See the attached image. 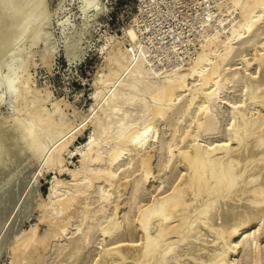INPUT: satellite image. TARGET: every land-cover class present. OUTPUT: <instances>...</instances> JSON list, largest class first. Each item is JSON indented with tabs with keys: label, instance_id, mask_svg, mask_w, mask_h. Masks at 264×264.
<instances>
[{
	"label": "bare ground",
	"instance_id": "1",
	"mask_svg": "<svg viewBox=\"0 0 264 264\" xmlns=\"http://www.w3.org/2000/svg\"><path fill=\"white\" fill-rule=\"evenodd\" d=\"M38 1L32 0L17 15L16 30L22 37L27 24L36 19L33 13L46 8L45 0L42 9ZM83 1L86 6L94 0ZM12 2L6 1L8 8ZM226 5L231 10L224 7L227 12L238 9L235 18L230 19L232 13L230 20L226 19L231 24L227 32L223 33L224 19L217 23L222 25L220 29L204 28L201 34L205 42L199 39L201 49L191 60L188 57L190 62L185 66L179 58L180 66L174 64L176 68L170 67L168 72L163 68L166 73L161 75L163 69H154L153 61L149 64L150 60L142 56L145 51L136 59L126 48L112 53L114 66L98 79L110 93L106 98L104 91L102 96L101 91L93 93L95 98L101 97L99 101L105 99L99 112L91 114L92 132L80 150V165L71 169L65 166L70 180L54 176L47 201L37 204L39 222L48 221L55 226L54 232L47 230L39 235L38 225L33 223L19 231L10 245L9 264H18L30 256V251L44 259L49 249L41 253L46 249L43 242L50 235L55 238L49 247L53 246L56 258L60 257L55 259L57 264H86L91 257L89 264H264V0H229ZM5 14L7 11L0 13V21ZM31 15L34 19L29 21ZM11 26H0L3 41L10 31H16ZM20 34L16 39L20 40ZM125 34L135 41L133 28ZM37 35L39 31L30 35L32 43ZM7 69L6 90L19 102L27 85L16 81L12 67ZM41 106L29 112V124L21 127L22 122L15 121L12 128L20 127L25 143L22 149L28 148L34 158L46 153L47 141L59 133L61 138L55 146L54 140L50 141L53 149L50 147L44 162L62 169L66 160L63 151L76 134L68 132L69 136L62 138L67 133L62 129L64 117L60 120L59 115L61 122L55 121L51 112L44 114L45 105ZM56 106L53 112L59 108ZM221 120L225 121L224 128ZM60 123L62 131L55 129ZM70 123L64 124L70 129ZM4 124L0 121V143L13 140L10 125ZM161 124L166 127L164 133L168 132L163 139ZM156 176L159 183H155V193L149 192L150 198H146L142 188ZM123 191L131 196L126 201L128 210L124 212L126 208L122 207V215L118 200ZM73 224L75 228L69 230ZM58 236L65 238L62 245H55ZM97 238L98 242L94 240ZM4 240L3 233L0 255ZM29 244H34L33 250L26 249ZM92 250L95 253L89 256Z\"/></svg>",
	"mask_w": 264,
	"mask_h": 264
},
{
	"label": "rangeland",
	"instance_id": "2",
	"mask_svg": "<svg viewBox=\"0 0 264 264\" xmlns=\"http://www.w3.org/2000/svg\"><path fill=\"white\" fill-rule=\"evenodd\" d=\"M6 1L0 0V13L7 11V16L5 14L6 17L3 16V21H0V26L2 25L4 27L10 23L12 25V29L16 30V27L19 24V21H17V15L23 12L27 8V4H29L32 0H13L11 5H9V8L7 7L8 3H6ZM215 1L216 0H94L91 2L92 4L90 3L91 5H86L89 7H86L84 4L85 1L83 0H45L46 5L44 0L42 1L44 4H41L40 0L38 3L41 9L43 7L42 5H45L46 8L44 7L42 11L38 9V13L37 11H35L36 13H33L35 15L37 14V17L34 15V18H36L35 21L27 24L28 26L26 27L29 28H27L29 31L25 29L26 31L24 30V33H26L23 34V37L20 34V31L17 33L18 30H14L15 32L10 31L6 37V40L4 38V41L1 39L2 35H0V121L3 124L6 121L4 125L6 127L10 125L9 128L13 134L12 141L11 139L9 141L5 139L4 143H0V231H2L0 235L4 233V244H6L4 245V250L1 253L2 255H0V264H9L11 258L10 245L15 237V234H17L19 231L29 228L32 223L38 225L37 234L39 235L47 232V230L50 232L53 227H55L50 225L48 221L46 222V220L39 222L38 216L40 215L41 211L39 210L40 208H38L37 204L42 200V202L47 201L48 190L53 182L54 176H58L59 179H62L65 182L66 180H70L71 175L65 166L70 169L79 167L80 150L89 137V134L92 132L93 126L91 118L94 116L93 112H99V107L103 104L102 102L110 93L107 91L108 86L105 83L100 82L98 79L100 76H104V73H108L109 66V68L114 66V63L111 60L112 55L118 49L123 48L122 50H124V48H126L130 51L128 52L131 53V56L133 54L134 57L132 58L134 59H136L135 57L138 58V56H141L140 54L138 55V53L142 52L141 54H143L145 51L142 56H144L148 62L150 60L149 64H152L151 62L153 61V64L155 65H152L153 68L159 71L161 68H165L166 72L170 71L172 68L175 69L176 64H179L180 66V59L183 61L182 65L185 66V64L190 62L189 60H191L198 50L201 49L200 44L203 42V40L205 42L204 35L202 37V34H204V28H208L209 30H211L212 27V29H220V26L223 25V30L226 29V31H223V33H225L231 26L228 21L237 16L236 14L238 13V9L232 11L234 14L233 16V14L230 13L231 10L227 8L226 3L229 0H226V2H224L225 0H217L218 3L221 2V7L217 1ZM3 5L7 8L4 9ZM39 5H36V8H40ZM82 6L83 8L84 6L86 8L83 9ZM1 7H3V11ZM224 7L230 11L227 12L228 10ZM219 8H224V10H220ZM216 9L218 11H216ZM43 11L45 14H43ZM212 12L215 13V15H213ZM220 12L223 13L221 14ZM224 12H226L225 14H227V16L224 15ZM39 13L44 15L45 18L49 15V18H46L48 20L44 19V16H40ZM231 14L232 16L230 17ZM216 15L219 18H217ZM29 18H32L31 20L29 19V21L34 19L32 15ZM216 19L218 20L217 22ZM219 19H224V21L222 20V25L219 24V26H217V23L220 21ZM38 20L40 21L38 23L39 25L37 24ZM41 20L46 21L42 23ZM133 22L139 23L134 24ZM204 22L208 24L210 28L205 27L207 25ZM212 23H214V25H212ZM29 25L32 26L33 29L29 27ZM37 25L40 28H38ZM35 26L38 29H35ZM129 27L135 30V41H130L125 34ZM36 31H39V35H37V41L35 40V42L32 43L31 41L34 40H32L30 35H33V33H36ZM18 34L21 36L20 40L19 38L16 39V35ZM137 40H140V42H137ZM198 41L201 43L199 44ZM136 42L138 43L137 46ZM168 43L172 45V49L175 48L177 44H180V47L177 45L178 47L176 46V48L173 49H177L174 51V53L173 50L170 49L171 47L168 45ZM129 44H132V46L135 47V50ZM168 48L172 51H170ZM148 49L149 51L147 54L146 50ZM182 52L183 54L181 55ZM171 58L172 63L170 61ZM155 61L157 64H155ZM175 61L178 62L176 63ZM186 61L188 63H186ZM21 63H23V65ZM8 66L14 69L12 76L16 78V81L19 83L20 81H23V86L27 85L24 86L25 88L27 87L24 93L25 95L21 97L19 102L14 99L6 90V81L8 78L7 76L9 75L7 74ZM167 69L169 70L167 71ZM159 71L157 72L159 73ZM161 71L159 73L161 75L166 73L164 69ZM241 71H243V69H241ZM103 86L106 88H103ZM28 89L29 91H27ZM99 91H101V94H99L100 96H102L103 91V93L106 94L105 98H103L101 101H99L101 98L100 96H98V98L93 96V93H99ZM54 101L56 103H53ZM54 104L55 106L57 104L56 107H59L56 108L57 111L55 112H53L55 107ZM36 105L41 107H44L45 105L46 110L44 108V114L51 112L50 115L52 114V116H54L53 118L55 121L59 119V115L60 117H64V120H62V117L60 120H62V123L65 127V124H69V122H71L69 126L70 129L66 127L68 128L67 130L65 127L62 128V123H60V127L58 126V122H61L58 120V125H56L58 128L55 129L58 130L60 128L58 131H62L63 129L64 132H67L66 134L63 133L64 135L61 133L62 138L63 136H69V134L73 132L76 134L72 142H70L68 147L63 151L62 155L64 159L66 158V160L62 162L64 167L62 169H59L57 166L49 167L45 163L47 160L46 157L49 155L47 152L51 151L53 149L52 146H55L57 140H60L61 138V136L58 137V132L57 136L55 135L56 138L53 137L47 141L49 144L46 143L48 144L47 147L45 145L46 153L43 151L42 155H40L41 157L39 156V158H34L28 148L22 149L25 143L21 135V130H19V126L22 127L25 124H29L28 122H30L31 119L28 120L30 117H27L29 116V112L35 111L36 108L34 107ZM91 106L94 109H92ZM41 107L38 108L40 109ZM32 108L34 109L32 110ZM41 109L40 111L43 112ZM59 109L64 115H61ZM14 122H22V125L19 124L18 128H12ZM84 122L86 123L84 124ZM72 123L76 125V127L74 125L72 126ZM79 124L83 125V129ZM224 124L225 121L221 120V128H224ZM77 127H79V131ZM64 128L66 130H64ZM71 128H73V130H71ZM75 129L78 132L75 131ZM165 130L166 127H163L162 125L160 127V139H163L164 136L168 135V132L164 133ZM219 136L222 135L220 134ZM51 140L54 141L52 142ZM50 141L54 145L50 146ZM46 165L48 167H46ZM155 170H157L156 166ZM157 173L158 171L156 174ZM152 178L150 179V183H148L149 181L146 182L149 185L145 183L144 187L142 188V193L146 195V198H150L149 192L150 194L155 193V183H159L157 176L154 179ZM155 179H157L158 182ZM126 191H123V196H121L118 200V202H120V210H122L119 211L121 214L125 208L126 209L124 212L128 210L127 207H129V203H126L129 202L130 199L127 201V198H130L128 196L131 195H128L130 190L127 191L128 194H126ZM122 207L125 208L122 209ZM121 214H118L119 218H121L123 215ZM5 221L7 222L4 226ZM73 225L74 227H72ZM73 225H70L71 227H69V230L75 228V224ZM53 232L54 231L52 230L51 234ZM51 236L52 235L49 236L50 239L46 238V240H44L45 242L43 243L45 244L42 243L44 246H46V249L42 248L41 253L49 249L45 253L44 259L42 256L30 251L34 249V244H29L26 249L30 251V256L28 257L27 255V258L20 260L18 264H39L44 263L45 260L48 264H57V261L60 257L58 258L57 256V259L55 255V248H53V246L52 248L49 247L50 243L53 245L55 238ZM58 237L60 238L58 241H55L57 242L55 245H58V242L59 245L61 243L63 244L65 238H62L63 236ZM94 240L97 242L99 241L98 238L97 240ZM97 242L93 241V243L96 245ZM39 247L43 246L39 245ZM91 247L95 248L96 246L92 245ZM94 250L97 251L96 249ZM94 250L90 252L89 256H93ZM92 258L93 257H91L90 261ZM52 261H54V263H51ZM90 261L88 260L87 263L89 264ZM65 264H70V261Z\"/></svg>",
	"mask_w": 264,
	"mask_h": 264
}]
</instances>
